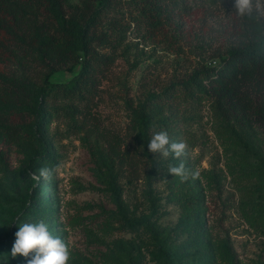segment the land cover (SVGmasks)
Returning <instances> with one entry per match:
<instances>
[{"label": "rangeland", "instance_id": "rangeland-1", "mask_svg": "<svg viewBox=\"0 0 264 264\" xmlns=\"http://www.w3.org/2000/svg\"><path fill=\"white\" fill-rule=\"evenodd\" d=\"M234 2L188 4L158 27L132 21L125 3L103 16L93 45L114 59L93 101L83 112H71L68 106L84 103L53 95L47 100L50 107L62 106L41 128L53 160L31 165L37 141H13L0 129V237L43 221L69 245L68 264H264V85L249 94L255 104L251 125L222 117L208 96L183 101L167 133L170 141L187 144V154L179 159L153 154L157 172L148 177L142 166L138 179L119 176L120 199L114 191L120 162L112 149L124 151L118 139L134 142L135 109L147 91L185 79L238 39L245 17L236 14ZM79 70L80 65L64 66L52 73L32 56L8 66L38 84L48 77L66 82ZM7 113L15 122L32 120ZM181 161L189 173L184 181L168 172ZM42 167L54 169L51 180H32L29 173ZM196 191L205 201L201 229L191 224L185 201ZM125 216L148 218L155 232L129 229ZM14 259L0 254V264H27L18 254Z\"/></svg>", "mask_w": 264, "mask_h": 264}, {"label": "trees", "instance_id": "trees-1", "mask_svg": "<svg viewBox=\"0 0 264 264\" xmlns=\"http://www.w3.org/2000/svg\"><path fill=\"white\" fill-rule=\"evenodd\" d=\"M198 1L202 0H82L81 3L70 0H0V129L13 141L23 138L37 141L40 149L34 152L31 165L36 160L51 162L53 153L41 128L59 109L62 110V106H48V98L53 95L77 100L84 105L67 108L71 112H83L93 101L101 75L114 59L93 45L94 31L103 16L125 3L132 9V15L134 13L132 21H147L158 27L173 11H181L186 5H195ZM238 30L236 41L212 55L214 63L203 61L185 79L174 81L163 90L146 92L144 100L135 109L138 130L133 135L134 142L118 139L117 145L124 148L122 153L110 148L120 162L114 174L117 199L122 193V186L117 183L119 176L138 179L142 175V166L147 167L148 177L159 170V164L147 145L154 133L172 131L176 112L183 101L195 95L208 96L222 117L252 124L250 112L255 104L249 94L264 85V18L245 17ZM31 56L43 60L52 73L64 66L73 69L80 65V70L66 82L50 81L48 77L44 84L8 71L13 62L21 63ZM8 110L32 120L28 124L12 121ZM261 110L264 111V107ZM185 201L190 207L191 224L201 229L205 225L201 217L205 211L203 194L196 191ZM124 222L131 230L145 226L155 232L148 218L125 216ZM15 233L0 237V254L13 258L12 262L17 261L11 255ZM163 253L169 255L166 250ZM18 255L26 263L31 258Z\"/></svg>", "mask_w": 264, "mask_h": 264}, {"label": "clouds", "instance_id": "clouds-1", "mask_svg": "<svg viewBox=\"0 0 264 264\" xmlns=\"http://www.w3.org/2000/svg\"><path fill=\"white\" fill-rule=\"evenodd\" d=\"M234 8L237 15L241 17L260 19L264 18V0H235ZM148 151L156 154L160 153L167 158L174 154L176 159L187 154V144L183 141H170L167 131L154 133L147 145ZM54 169L42 167L36 172H31V179L39 182L41 178L45 181L51 180ZM171 175L179 176L182 181L189 178L188 170L183 161L179 165H171L168 168ZM192 173V177H196ZM16 240L11 249V255H23L27 259V264H68L70 260L69 245L60 237L54 236L48 226L40 221L39 223H24L20 225L15 233Z\"/></svg>", "mask_w": 264, "mask_h": 264}]
</instances>
